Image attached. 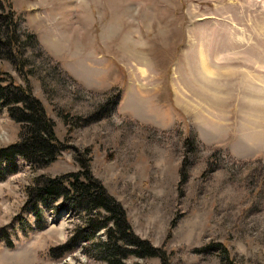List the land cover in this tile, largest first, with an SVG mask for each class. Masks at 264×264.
I'll return each mask as SVG.
<instances>
[{"label":"rangeland","instance_id":"obj_1","mask_svg":"<svg viewBox=\"0 0 264 264\" xmlns=\"http://www.w3.org/2000/svg\"><path fill=\"white\" fill-rule=\"evenodd\" d=\"M10 3L23 50L0 77L30 89L64 148L0 178V264H108L107 229L87 237L61 197L29 202L35 179L73 173L164 251L122 264H264V0ZM20 130L0 107V150Z\"/></svg>","mask_w":264,"mask_h":264},{"label":"trees","instance_id":"obj_2","mask_svg":"<svg viewBox=\"0 0 264 264\" xmlns=\"http://www.w3.org/2000/svg\"><path fill=\"white\" fill-rule=\"evenodd\" d=\"M3 1L6 7L0 12V58L4 54L13 58V51L22 53L23 50L17 35L20 20L10 0ZM24 67L23 61L16 64L21 74ZM0 107L6 108L9 117L21 126L19 141L0 150V178L16 172L18 160H25L34 168L51 164L64 147L56 139L53 121L48 118L42 103L32 96L30 89L17 85L9 77H0ZM67 177L64 178L68 179V187H64L62 179H35L28 188L29 202L40 206L61 197L68 206L70 204L77 212L86 214L83 219L85 230H88L87 237H94L99 230L107 229L110 241H99L95 247L101 248L99 253L108 264H122V258L127 255L161 257L159 252L163 250L154 249L148 246V242L145 244L135 237L122 206L107 197L100 182L91 181V176H87V181L80 183V175L74 173Z\"/></svg>","mask_w":264,"mask_h":264},{"label":"bare ground","instance_id":"obj_3","mask_svg":"<svg viewBox=\"0 0 264 264\" xmlns=\"http://www.w3.org/2000/svg\"><path fill=\"white\" fill-rule=\"evenodd\" d=\"M203 71H204V74H206L205 76L206 77H210L211 78V72H210V69H209V67L207 66V63L205 64V62L203 63ZM144 73V72H143ZM204 77V76H203ZM206 79V78H205Z\"/></svg>","mask_w":264,"mask_h":264}]
</instances>
